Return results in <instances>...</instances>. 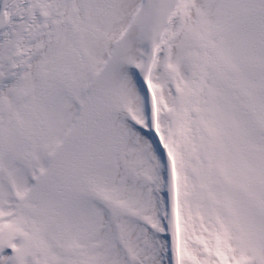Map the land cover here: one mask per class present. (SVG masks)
I'll list each match as a JSON object with an SVG mask.
<instances>
[{"label":"snow or ice","instance_id":"6c2138e0","mask_svg":"<svg viewBox=\"0 0 264 264\" xmlns=\"http://www.w3.org/2000/svg\"><path fill=\"white\" fill-rule=\"evenodd\" d=\"M0 264H264V0H0Z\"/></svg>","mask_w":264,"mask_h":264}]
</instances>
